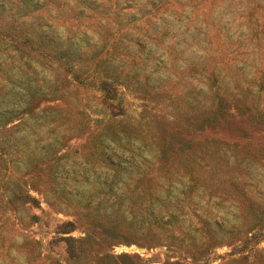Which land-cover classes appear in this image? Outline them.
<instances>
[{
    "label": "rangeland",
    "instance_id": "obj_1",
    "mask_svg": "<svg viewBox=\"0 0 264 264\" xmlns=\"http://www.w3.org/2000/svg\"><path fill=\"white\" fill-rule=\"evenodd\" d=\"M182 263L264 264V0H0V264Z\"/></svg>",
    "mask_w": 264,
    "mask_h": 264
},
{
    "label": "trees",
    "instance_id": "obj_2",
    "mask_svg": "<svg viewBox=\"0 0 264 264\" xmlns=\"http://www.w3.org/2000/svg\"><path fill=\"white\" fill-rule=\"evenodd\" d=\"M193 65H195V64H193ZM193 65H192V68L195 69V66H193ZM100 83H101V89L103 90L104 99L105 100L109 99V102L113 103L112 100L117 95L116 84L111 79H108V78L101 79ZM70 224H72V221L64 222V226H65L64 230L65 231L70 230ZM65 239L68 242V249L70 250V252H74L75 249H74L73 243H72V240H74L73 237L71 235H69V236L65 237ZM182 264H188V263H182Z\"/></svg>",
    "mask_w": 264,
    "mask_h": 264
}]
</instances>
